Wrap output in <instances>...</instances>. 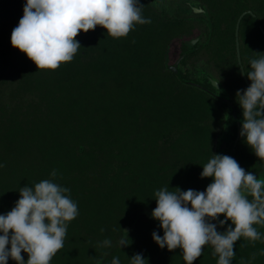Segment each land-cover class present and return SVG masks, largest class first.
<instances>
[{"label":"trees","instance_id":"obj_1","mask_svg":"<svg viewBox=\"0 0 264 264\" xmlns=\"http://www.w3.org/2000/svg\"><path fill=\"white\" fill-rule=\"evenodd\" d=\"M207 1L219 55H235V23L244 10L255 13L264 29V0ZM139 2L151 23L137 24L121 38L99 25L80 31L73 60L52 70L38 69L11 45L26 0H0V214L11 211L24 186L50 179L69 188L79 215L68 223L64 247L50 264H111L113 257L130 264L137 253L146 264H185L180 248L169 251L152 238L154 231L164 235L151 216L155 191H204L212 182L200 173L215 151L217 107L205 91L167 69L173 28L147 0ZM239 39L242 57L251 47H264L248 13L241 18ZM234 65L226 71L229 92L239 75ZM251 168L256 176L264 173V160ZM210 222L219 232L231 224ZM254 227L264 234V226ZM121 238L130 244L120 247ZM105 239L111 246H100ZM262 250L264 242L242 237L234 244L232 264H264ZM212 253L206 245L193 264H217ZM21 254L26 261L28 254ZM7 264L17 262L9 257Z\"/></svg>","mask_w":264,"mask_h":264},{"label":"clouds","instance_id":"obj_2","mask_svg":"<svg viewBox=\"0 0 264 264\" xmlns=\"http://www.w3.org/2000/svg\"><path fill=\"white\" fill-rule=\"evenodd\" d=\"M142 10L139 0H26L23 16L11 32V45L38 69L55 70L73 60L81 47L75 39L80 31L87 33L99 25L113 38L126 37L137 24L151 23ZM240 67L251 81L249 87L236 92L243 112L240 135L264 160V55L251 59L250 68L243 63ZM56 174L53 170L50 175ZM200 176L213 178L204 191L178 187L155 191L151 216L160 222L164 235L154 231L152 238L169 251L180 248L185 264H193L206 245L213 248L217 264H232L236 241L243 237L252 243L264 242V234L254 227L264 226V179L221 154H213ZM19 192L11 211L0 214V264H7L9 257L17 264H50L64 247L68 223L79 215L77 203L70 198L69 188L50 179L24 186ZM220 214H224L223 220ZM213 220L220 226L229 220L231 224L219 232L217 224L210 222ZM118 243L120 247L130 244L124 238ZM100 246H111V240H103ZM22 252L28 254L26 261ZM146 262L139 253L130 258V264ZM111 264H120L119 258L113 257Z\"/></svg>","mask_w":264,"mask_h":264},{"label":"flooded vegetation","instance_id":"obj_3","mask_svg":"<svg viewBox=\"0 0 264 264\" xmlns=\"http://www.w3.org/2000/svg\"><path fill=\"white\" fill-rule=\"evenodd\" d=\"M147 1L159 14L167 17L173 28L172 37L166 46L165 65L167 69L176 74L184 84L205 91L204 96L217 107L216 113L219 121L213 137L215 148L213 154L231 156L246 172L253 173L251 167L256 164L257 159L260 163L261 160L247 145L245 138L240 135L243 112L237 102L239 98L236 97V92L243 90L241 82L244 80L239 70L240 64L243 63L246 68H250L251 59H258L264 55V47H251L247 56L242 57L240 49L244 50L245 47L241 45L238 28L240 62H238L235 47V29V55L232 59H230L232 56L229 52L219 55L218 52L221 49L216 46L213 39L214 18L207 0ZM234 64H236L239 75L235 74L234 87L229 92L226 84L231 83L226 71L234 69ZM246 78L251 84L247 75ZM214 80L218 83L213 84ZM256 177L264 179V173L260 171Z\"/></svg>","mask_w":264,"mask_h":264},{"label":"water","instance_id":"obj_4","mask_svg":"<svg viewBox=\"0 0 264 264\" xmlns=\"http://www.w3.org/2000/svg\"><path fill=\"white\" fill-rule=\"evenodd\" d=\"M245 13H249L252 15V17L255 19V22L258 26V28L260 29L261 33L263 34L264 36V30H263V27L259 21V19L257 18V16L251 11V10H247V11H244L240 14V16L238 17L237 21H236V26H235V47H236V53H237V58H238V62H240V53H239V41H238V28H239V22L242 18V16L245 14ZM239 70H240V73L241 75L243 76V80L245 82V84L249 87L250 84L249 82L247 81V78H246V75L245 73H243V69L241 67H239ZM129 230V227L126 226L124 227V231L127 232Z\"/></svg>","mask_w":264,"mask_h":264}]
</instances>
